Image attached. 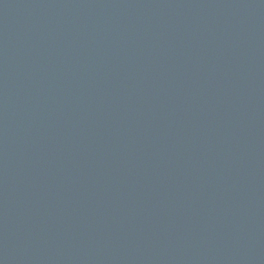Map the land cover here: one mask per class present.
Returning <instances> with one entry per match:
<instances>
[{"label":"water","instance_id":"obj_1","mask_svg":"<svg viewBox=\"0 0 264 264\" xmlns=\"http://www.w3.org/2000/svg\"><path fill=\"white\" fill-rule=\"evenodd\" d=\"M0 264H264V0H0Z\"/></svg>","mask_w":264,"mask_h":264}]
</instances>
